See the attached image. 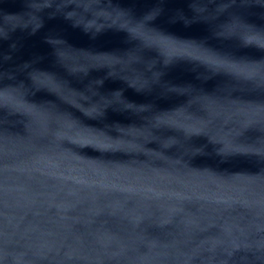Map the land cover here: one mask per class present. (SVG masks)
I'll return each instance as SVG.
<instances>
[{"label":"water","instance_id":"obj_1","mask_svg":"<svg viewBox=\"0 0 264 264\" xmlns=\"http://www.w3.org/2000/svg\"><path fill=\"white\" fill-rule=\"evenodd\" d=\"M0 264H264V0H0Z\"/></svg>","mask_w":264,"mask_h":264}]
</instances>
